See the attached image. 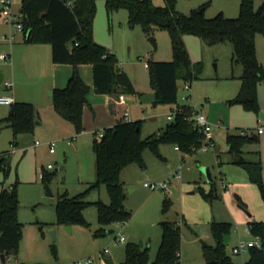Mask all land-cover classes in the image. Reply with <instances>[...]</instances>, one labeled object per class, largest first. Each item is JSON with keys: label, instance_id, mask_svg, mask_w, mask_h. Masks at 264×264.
<instances>
[{"label": "rangeland", "instance_id": "1", "mask_svg": "<svg viewBox=\"0 0 264 264\" xmlns=\"http://www.w3.org/2000/svg\"><path fill=\"white\" fill-rule=\"evenodd\" d=\"M5 1L12 2V15L20 20L21 0ZM152 1L156 6L164 5V0ZM240 1L177 0L176 10L188 15L202 7L208 19L220 12L228 18H236ZM253 1L256 7L259 0ZM1 22L6 23V18L0 14ZM11 29L16 34V44L22 39V33L14 27ZM150 38H154L156 49ZM93 39L116 55L118 68L127 72L140 90L142 105L136 104L129 111L133 120L142 121V140L158 136L167 125L174 123L167 119L168 114H175L178 108L191 107L194 113L206 117L212 129L213 144L205 151L199 149L201 145L193 147L189 153L179 151L176 145H162V159L147 150L143 156L145 168L131 166L121 176L125 186L123 205L131 215L130 220L124 225L108 227L107 230L114 231L111 234L95 236L100 228L97 208L101 203H109L106 188L101 186L84 196L90 203L83 211L89 226L74 225L68 232L66 226L57 223V200L62 195L74 198L84 194L94 182L96 158L93 145L105 129L92 127L83 120V130L77 132L54 110L53 90L47 91L44 98L34 96V99L25 100L35 108L33 132L19 135L14 143L12 130L9 127L0 129V157L6 155L9 164L7 173L0 170V192L3 187L16 189L20 203L17 219L23 224L18 254L15 258H7L5 264H77L88 258L94 259V264H123L126 248L140 243L143 248L148 247L147 264H164L155 263L162 241V221L172 223L181 234L176 264H207L203 243L215 246L211 235L213 223L231 225L227 253L233 264H246L248 250L235 254L233 248L240 242L257 238L248 231L247 223L251 220L264 222V202L259 186L249 181L242 166L233 163L232 155L227 152L226 138L240 134L258 137V143L246 145L244 152L247 161L260 160L264 183V133H257L259 125L264 128V119L259 123L260 114L264 115V83L258 88L259 114L246 111L239 104H230L242 87L241 70L232 65V47L227 43L209 46L195 36H187L189 56L193 62H202L203 71L191 84L178 82L177 104L154 106V91L146 63L148 60L172 61L168 32L155 30L149 37L140 26L131 28L126 10L115 12L109 20L104 0H97ZM255 43L257 58L264 67V36L257 34ZM61 67L71 69L67 64ZM8 69H11L10 65ZM88 71L93 80L92 70ZM18 74L26 80L23 66ZM66 83L58 88H64ZM18 86L15 84L14 90ZM5 91L1 85L0 94ZM90 92L89 99L93 95L97 99L105 98L93 87ZM142 109L146 113L145 119ZM10 112V106L0 105V118L8 117ZM50 143H55L54 153L50 152ZM204 143L202 140V145ZM203 168L209 169L211 180L207 179ZM43 171L45 181L40 177ZM178 173L180 179H176ZM164 183L166 190H161L159 187ZM145 184L155 185L157 190H151ZM46 185L52 197L46 196ZM212 188L217 197L205 196ZM165 203H168L166 209ZM52 230L55 241L49 234ZM121 236L124 242L118 240Z\"/></svg>", "mask_w": 264, "mask_h": 264}, {"label": "trees", "instance_id": "2", "mask_svg": "<svg viewBox=\"0 0 264 264\" xmlns=\"http://www.w3.org/2000/svg\"><path fill=\"white\" fill-rule=\"evenodd\" d=\"M97 0H21L22 34L24 43L29 45L47 44L51 47L54 65H70L71 75L62 89L52 92L54 110L77 132L83 130V110L88 105L91 88L82 79L81 66H91L93 89L104 95H135V87L127 73L119 71L116 55L93 39V23ZM108 19L119 11L126 10L131 28L140 26L147 36L155 30L169 34L172 61H147L149 81L154 91V106L177 104L178 82L192 83L203 71L202 62H192L184 38L195 36L202 44L215 46L229 44L232 47V65L241 70L242 87L230 104H239L246 111L260 112L258 101L259 85L264 83V68L257 58L255 38L264 36V2L257 8L253 0H241L239 15L228 18L223 13L208 19L204 8L194 9L185 15L176 10L177 0H164L163 6L154 5L152 0H104ZM2 15V10L0 9ZM180 110L182 112H180ZM194 112L191 107L178 108L174 123L165 127L158 136L141 139L142 121L120 120L95 140V181L84 194L74 198L62 195L58 198L55 211L57 223L64 226H89L83 211L90 205L84 196L101 186L106 188L109 203L97 208L99 230L95 236L107 234V228L114 224L124 225L131 215L123 205L124 185L122 172L131 167L145 168L144 153L149 150L156 158L162 159V145H176L179 151L189 153L199 147L204 135L193 122L188 120ZM35 108L31 103L14 102L11 113L0 120V129L12 130L14 143L19 135L33 132ZM257 136L247 134L228 135L226 144L233 163L246 171L249 181L257 184L264 202L262 166L259 161H247L244 147L258 143ZM0 170L7 173L9 164L6 155L0 157ZM45 172V171H43ZM46 175L42 178L45 181ZM47 182V181H46ZM212 188L209 195L217 197ZM19 199L15 188H2L0 192V254L15 258L22 238L23 224L18 221ZM168 206L165 203L164 208ZM162 241L155 263L176 264L179 258L181 234L167 221L160 223ZM248 231L261 240V248L248 249L246 264H264V222L249 221ZM42 231V228H40ZM231 225L213 223L211 235L215 246H205L207 264H233L223 243L229 235ZM148 247L138 245L126 248L123 264H147Z\"/></svg>", "mask_w": 264, "mask_h": 264}, {"label": "crops", "instance_id": "3", "mask_svg": "<svg viewBox=\"0 0 264 264\" xmlns=\"http://www.w3.org/2000/svg\"><path fill=\"white\" fill-rule=\"evenodd\" d=\"M263 2L264 0H259V4L255 8L259 7ZM12 27L14 26L9 25L7 22L0 23V56L7 53L6 55L10 58V61L8 62L0 59V71L5 73V81L13 83L12 90H7L5 88L6 91L0 94V96H10L13 98L14 102H25V100L34 99V96L44 98L47 91L61 89L58 87H62L65 81H68L71 75V69H66V67L64 68L61 67V65H54L52 63L51 47L47 44H26L24 43L23 34L22 39L15 44L16 34L13 33L14 31L11 29ZM4 36L6 39H3ZM186 37L184 38L185 44ZM9 65L11 66V69H8ZM21 66L26 70V80H23L18 74ZM90 69L92 70L91 66H81L79 72L84 82L92 89L93 80H91V75L88 71ZM119 71L125 72L121 69H119ZM8 76L9 78H7ZM128 76L131 79L129 74ZM131 81L135 87V95H105V98L103 97L101 99H97L93 95L90 99L88 98V105L85 106L83 110V120H85L88 125L91 123L92 127H101L104 129L113 127L120 120L130 122L137 121L133 120L135 119L133 116L131 118L129 108L136 104L142 105V101L139 96L140 90L135 80L131 79ZM15 84H18L19 86L14 90ZM125 112H128L127 118H124L123 116ZM141 114L143 115V119H145V110L142 109ZM4 118H0V120ZM260 118L264 119V115L261 114Z\"/></svg>", "mask_w": 264, "mask_h": 264}, {"label": "built area", "instance_id": "4", "mask_svg": "<svg viewBox=\"0 0 264 264\" xmlns=\"http://www.w3.org/2000/svg\"><path fill=\"white\" fill-rule=\"evenodd\" d=\"M1 10H2V16H4L6 18V22L9 24V25H12L16 28L17 31H20L22 32V25L20 23V20H18V18L15 16V15H12V12H11V7H12V2L10 1H5V0H1ZM3 39H6V37L4 36ZM0 59L2 61H5V62H8L10 61V58L8 55L6 54H3L0 56ZM146 67H147V63H146ZM2 85L7 89V90H12L13 88V83L10 82V81H3ZM187 89H189V86H186ZM183 99L187 100V98L183 97ZM14 103V100L12 97L10 96H0V105H7V106H11L12 104ZM180 112H182L180 110ZM124 118H127L128 116V112H125L124 113ZM175 117H176V113H171V114H168L167 115V119L169 121H173L175 120ZM188 120L192 121L193 122V125L196 129H198V131H200L203 135H204V141L205 143L201 146L199 149L202 148V150H206L210 145L213 144V136H212V129H211V126L210 124L208 123L206 117L200 113H194L193 116H190L188 118ZM262 121V119L260 118L259 119V123ZM257 133L259 135L263 134L264 133V128L262 125H259V128L257 130ZM103 137V133L102 134H99V140ZM69 144H72V141L69 142ZM36 145H38V142H36ZM50 146V152L51 153H54L55 151V143H50L49 144ZM199 149H194L195 150H199ZM13 153V152H12ZM52 167L49 165V169H51ZM45 175V172H42L40 177L43 178ZM181 178V174L178 173L177 176H176V179H180ZM145 187L147 188H150L151 190H157V187L155 185H148V184H145ZM166 187H167V184L164 183L163 185H161L159 188L161 190H166ZM224 188V186H223ZM119 241L121 242H124V237L121 236L119 239ZM251 247H256V248H261V240L259 237H257L254 241H251V242H240L238 246H236L235 248H233V252L235 254H239L241 253L242 251L244 250H248L249 248ZM107 252V251H105ZM77 264H94V259L92 258H88L84 261H81V262H78Z\"/></svg>", "mask_w": 264, "mask_h": 264}, {"label": "water", "instance_id": "5", "mask_svg": "<svg viewBox=\"0 0 264 264\" xmlns=\"http://www.w3.org/2000/svg\"><path fill=\"white\" fill-rule=\"evenodd\" d=\"M149 41L153 45L154 49H156V44H155L154 38H150ZM4 79H5V73L2 72V71H0V86L2 85ZM260 116H261V114H260ZM60 169H62V168H60ZM202 171L206 175L207 179L208 180H211V174L209 172V169L208 168H203ZM46 196L47 197H52L53 196V194H52L51 190L49 189L48 185H46ZM66 229H67L68 232H71V226H66ZM113 232H114L113 230H107V234H111ZM49 234L51 235L52 240L55 241V239H56L55 231L52 230V231L49 232ZM229 241H230V236L229 235H225L223 237V243H224V245L226 247L229 246ZM203 245L206 246L205 243H203ZM142 246H143L142 243H140L139 247H142ZM0 257H1V264H5L6 263V257H5V255L4 254H1Z\"/></svg>", "mask_w": 264, "mask_h": 264}]
</instances>
